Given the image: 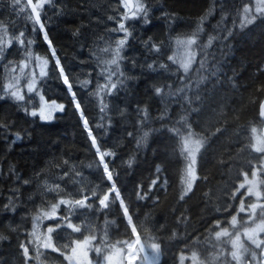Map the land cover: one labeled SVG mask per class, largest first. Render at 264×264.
I'll return each instance as SVG.
<instances>
[{
	"label": "trees",
	"instance_id": "trees-1",
	"mask_svg": "<svg viewBox=\"0 0 264 264\" xmlns=\"http://www.w3.org/2000/svg\"><path fill=\"white\" fill-rule=\"evenodd\" d=\"M137 2L150 23L143 14L123 20L132 35L117 72L110 61L124 36L113 31L128 11L123 0L46 3L41 21L55 56L27 0H0V264H66V246L85 238L97 264L116 251L124 256L133 240L147 254L161 250L156 264H262L260 243L244 237L235 247L245 218L228 222L249 214L233 188L234 175L254 167L251 147L263 125L264 11L255 0ZM189 39L196 43H181ZM113 72L111 82L123 83L109 96L101 88ZM10 84L24 101L6 95ZM52 100L65 108L51 122L28 114ZM105 197L107 207L99 204ZM250 212L264 221V205Z\"/></svg>",
	"mask_w": 264,
	"mask_h": 264
},
{
	"label": "rangeland",
	"instance_id": "rangeland-1",
	"mask_svg": "<svg viewBox=\"0 0 264 264\" xmlns=\"http://www.w3.org/2000/svg\"><path fill=\"white\" fill-rule=\"evenodd\" d=\"M257 6L256 9H260L259 12L264 11V3H261V0H255ZM54 117V115H53ZM254 146L251 147V150H254L255 154V164L251 170L246 169L243 173H237L234 175V181L239 183V188L237 190V194H241L240 204L238 209L241 210L247 206L246 211L244 213H249L245 216L240 214L234 216L232 219H229L228 226H233L237 223L240 218H245L247 225L243 227L241 233L238 234L237 239L235 240V247L239 246L240 239L247 237L253 242L260 243L263 251V259L262 264H264V221L258 220L256 221L257 215L251 213L250 211H256L260 208V206L264 205L263 202V180L261 179V174L259 173V168H264V139L261 135H255ZM196 162H197V152H191V164L189 168L188 178L191 179L190 187L193 186V182L196 178ZM232 186V185H231ZM235 184L233 191H235ZM245 188L243 192L241 190ZM230 191V187L228 188V193ZM231 195V194H230ZM243 220V221H244ZM237 227V226H236ZM88 239H82L81 241H76L72 246H66L69 251L67 255V263L66 264H97L96 260L93 259L89 253ZM152 250L147 254L145 250H143L142 246L138 244L137 240L131 241L126 248V253L123 256L122 251H116L112 255L106 256V259L102 264H156L160 259L161 250L158 247H151ZM50 263L59 264L56 261H50Z\"/></svg>",
	"mask_w": 264,
	"mask_h": 264
},
{
	"label": "snow or ice",
	"instance_id": "snow-or-ice-1",
	"mask_svg": "<svg viewBox=\"0 0 264 264\" xmlns=\"http://www.w3.org/2000/svg\"><path fill=\"white\" fill-rule=\"evenodd\" d=\"M19 3V0H13V4L14 6L16 4ZM46 3H51V0H35V2H33V0H27V5L30 6L31 8V19L33 20L34 25H38L39 30L43 33V39L44 41L47 42L48 47L51 49V53L53 56H55V49L52 47V40L49 38L47 30L45 28V23L41 21V10L44 8ZM261 3H264V0H261ZM123 7L126 8L128 11L125 13V15L123 16L121 22H119L118 27L115 28L113 31L116 32H122L124 33V36L122 39H119L116 41V47L114 49V55L113 58L110 61V64L112 65H116L117 66V72L119 71V62L123 59V57L121 56V52L123 50V48L125 47V45L128 42V38L132 35L131 32L128 30V28H126L125 23L123 22V20H127L129 18H138L140 14H143L142 18L144 19L145 23H150V21L148 20V7L146 4L144 3H140L137 2L135 5H133L132 0H123ZM245 11H247V9H245ZM258 11H260V9H258ZM111 19V17H110ZM255 20V17L251 20H248L247 23L250 24ZM243 27V25L241 26ZM231 33H229L230 35ZM20 36H23V33H20ZM211 39H209V44H211ZM10 43V41H9ZM19 43L21 45L24 44V40L21 39L19 40ZM181 43H184L188 46H191L193 44L196 43L195 39H189L187 41H182ZM149 47L153 48L155 51H159V48L156 45H149ZM29 55H31V53H29ZM195 51H191L188 53V59L186 61L181 62L180 67L183 69L184 73H188L189 68L192 64V61L195 59ZM169 59H172V57H169ZM44 63H47L46 61ZM55 64L59 69V75H61L63 77V83L65 85L68 86V90L71 91L72 85L69 83V78L68 75L64 74V68L62 66H60V61L57 58L55 60ZM149 68L152 67L151 64L148 65ZM160 67H163V65H161ZM116 73H110L108 76V83L104 84L101 88L102 91H104L107 95H111L112 92L117 88V83H123V81H117V83H112L111 82V78L112 75H115ZM41 76L46 75L45 72L41 71L40 72ZM122 75V74H121ZM35 76V74H34ZM36 81L35 78L33 77V79L27 84V90L28 92H35L37 91L36 87H35ZM83 86H87L89 84V81L85 80L82 82ZM99 87V86H98ZM157 95L160 94V92L162 91L160 88H157L156 90ZM7 96H10L12 99L16 100V101H24L25 100V96L22 94L21 90L16 87L15 85H9L8 86V91L6 93ZM0 99H4V97H0ZM41 101H43V97L40 98ZM71 99L74 101V107L79 110L81 108V105L79 103V101L76 100V94L75 92H71ZM101 103H102V107H101V111H104V108L107 107V105L103 104V99H101ZM65 108L64 104H57L55 100H52L51 104H47L44 103L43 106H41L39 108V111H31L28 114L32 117H39V119L45 123L47 122H51L53 119V115L56 112H63ZM81 117L83 118V125L85 128L88 127V120L86 117H84L83 112L81 111L80 113ZM89 136H91V143L93 146L96 145V138L94 136H92L91 131L89 130L88 133ZM21 137L19 135L16 136V139L19 140ZM115 153L114 152H104V156H108V157H112L114 156ZM128 165L131 166L132 164V160H129ZM104 170L107 172V176L108 179L111 180L112 176H111V171L108 170L107 168V162H104ZM25 183H27V181H25ZM111 186V185H110ZM108 199V197H105L103 200L99 201V204L107 207V204L105 203V201ZM62 203H67V202H62ZM56 212V207L52 208L51 213H45L46 216H54ZM37 219H39V217H37ZM25 251H27L25 249Z\"/></svg>",
	"mask_w": 264,
	"mask_h": 264
},
{
	"label": "water",
	"instance_id": "water-1",
	"mask_svg": "<svg viewBox=\"0 0 264 264\" xmlns=\"http://www.w3.org/2000/svg\"><path fill=\"white\" fill-rule=\"evenodd\" d=\"M133 5H135V0H132ZM260 117L264 120V99L260 105ZM262 136L264 137V125L262 127Z\"/></svg>",
	"mask_w": 264,
	"mask_h": 264
},
{
	"label": "flooded vegetation",
	"instance_id": "flooded-vegetation-1",
	"mask_svg": "<svg viewBox=\"0 0 264 264\" xmlns=\"http://www.w3.org/2000/svg\"><path fill=\"white\" fill-rule=\"evenodd\" d=\"M238 188H239V183L237 184V186L235 187V193H236V196H237V198H238V202L237 203H240V201L242 200L241 198H240V196H241V194H237V190H238ZM245 190V188H243L242 190H241V192H243ZM235 216V215H234Z\"/></svg>",
	"mask_w": 264,
	"mask_h": 264
}]
</instances>
